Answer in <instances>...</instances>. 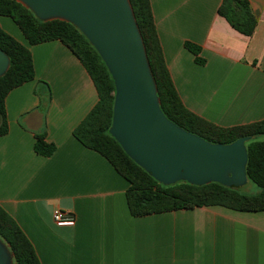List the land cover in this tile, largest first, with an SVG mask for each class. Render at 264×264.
Segmentation results:
<instances>
[{
    "label": "crops",
    "instance_id": "obj_1",
    "mask_svg": "<svg viewBox=\"0 0 264 264\" xmlns=\"http://www.w3.org/2000/svg\"><path fill=\"white\" fill-rule=\"evenodd\" d=\"M173 85L192 113L220 127L264 119V0H247L251 36L218 15L222 0H149ZM1 29L28 48L35 79L5 99L0 136V206L31 242L40 264H264V211L220 206L143 217L128 211V182L73 129L98 97L80 61L61 42L30 45L16 24ZM199 48V64L185 44ZM55 145L33 150L35 135ZM75 216L58 227L52 211Z\"/></svg>",
    "mask_w": 264,
    "mask_h": 264
},
{
    "label": "trees",
    "instance_id": "obj_2",
    "mask_svg": "<svg viewBox=\"0 0 264 264\" xmlns=\"http://www.w3.org/2000/svg\"><path fill=\"white\" fill-rule=\"evenodd\" d=\"M156 83L160 110L183 130L212 144L227 145L242 137L246 143L248 182L257 192L247 194L241 187H224L218 183L195 186L180 182L164 186L132 161L109 134L114 102L111 76L95 49L70 23L53 20L42 22L31 11L14 0H0V16L9 17L30 45L57 40L80 61L97 92L98 100L83 120L73 129V137L84 147L98 153L128 182L125 192L128 211L133 217H143L182 209L220 206L239 212L264 211V119L247 125L216 126L189 111L182 103L166 67L149 0H129ZM228 24L244 36H251L256 19L247 0H222L217 10ZM195 56L199 48L186 43ZM0 50L9 59V68L0 77V136L8 132L5 99L10 91L35 79L32 55L0 27ZM56 147L45 141V133L35 135L33 150L50 157ZM0 238L13 254L14 264H40L34 247L16 221L0 206Z\"/></svg>",
    "mask_w": 264,
    "mask_h": 264
},
{
    "label": "water",
    "instance_id": "obj_3",
    "mask_svg": "<svg viewBox=\"0 0 264 264\" xmlns=\"http://www.w3.org/2000/svg\"><path fill=\"white\" fill-rule=\"evenodd\" d=\"M42 22L72 24L106 66L114 85L109 134L128 157L164 186L186 182L224 187L247 184L242 137L212 144L170 122L160 110L157 87L129 0H14ZM9 68L0 50V77ZM0 264H14L0 238Z\"/></svg>",
    "mask_w": 264,
    "mask_h": 264
},
{
    "label": "built area",
    "instance_id": "obj_4",
    "mask_svg": "<svg viewBox=\"0 0 264 264\" xmlns=\"http://www.w3.org/2000/svg\"><path fill=\"white\" fill-rule=\"evenodd\" d=\"M52 221L58 227H72L75 223V216L69 211L55 208L52 211Z\"/></svg>",
    "mask_w": 264,
    "mask_h": 264
},
{
    "label": "rangeland",
    "instance_id": "obj_5",
    "mask_svg": "<svg viewBox=\"0 0 264 264\" xmlns=\"http://www.w3.org/2000/svg\"><path fill=\"white\" fill-rule=\"evenodd\" d=\"M264 138H262L261 140H263ZM241 191L247 194H253L257 192V188L254 184L247 182L246 185H244L243 187H241Z\"/></svg>",
    "mask_w": 264,
    "mask_h": 264
}]
</instances>
